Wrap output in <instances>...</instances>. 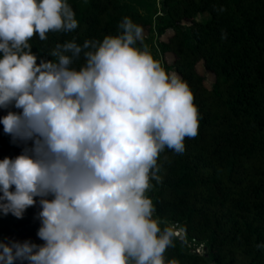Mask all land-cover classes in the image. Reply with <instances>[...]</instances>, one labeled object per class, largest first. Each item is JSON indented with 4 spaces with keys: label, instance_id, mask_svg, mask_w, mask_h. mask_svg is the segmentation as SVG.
I'll list each match as a JSON object with an SVG mask.
<instances>
[{
    "label": "clouds",
    "instance_id": "obj_1",
    "mask_svg": "<svg viewBox=\"0 0 264 264\" xmlns=\"http://www.w3.org/2000/svg\"><path fill=\"white\" fill-rule=\"evenodd\" d=\"M77 26L68 0H0V124L21 148L0 159V216L38 204L43 241L0 239V264H165L173 232L145 193L165 146L182 153L197 134L192 92L135 46L143 29L128 17L119 35L37 63L34 34Z\"/></svg>",
    "mask_w": 264,
    "mask_h": 264
},
{
    "label": "trees",
    "instance_id": "obj_2",
    "mask_svg": "<svg viewBox=\"0 0 264 264\" xmlns=\"http://www.w3.org/2000/svg\"><path fill=\"white\" fill-rule=\"evenodd\" d=\"M68 3L77 28L49 31L45 40L34 34L28 43L37 63L40 57L55 61L49 54L57 44L74 40L83 45L86 39L119 35L125 17L151 36L155 26L159 35L172 31L166 42L157 43L158 53L174 58L161 66L187 83L199 126L194 137L184 138L182 153L167 146L159 153L156 178L150 170L152 218L162 231L173 232L165 264H264V246L258 247L264 245V0H161L157 20L153 12L146 17L122 0ZM204 14L208 20H197ZM135 46L145 48L142 40ZM84 62L81 54L72 66ZM199 65L214 76L211 88ZM5 114L0 110V116ZM20 151L0 124V159ZM38 211L37 204L23 218L0 216V239L42 244L36 236ZM175 231L206 245V252L188 251Z\"/></svg>",
    "mask_w": 264,
    "mask_h": 264
},
{
    "label": "rangeland",
    "instance_id": "obj_3",
    "mask_svg": "<svg viewBox=\"0 0 264 264\" xmlns=\"http://www.w3.org/2000/svg\"><path fill=\"white\" fill-rule=\"evenodd\" d=\"M123 2L130 4L131 6H133L136 10L140 11L142 14H144L146 17L150 15V13H154L156 14V16L154 17V20H157V17L161 15L160 13V4H161V0H122ZM209 19V16L204 14V15H199L197 17V20L199 21H206ZM172 31H167L164 35H159V29L158 26H155L154 28V35H150L147 32H143V38H142V42L144 44V49H147L150 54L156 58V60L162 65L165 66L166 65H170L173 63V56L172 55H166V56H162L160 53H158L157 51V43L159 41L162 42H166L168 40V38L171 36ZM152 38L153 42L151 44H149V40ZM198 72L199 74L203 75L205 77V84L208 88H211L215 82V78L212 74L208 73L205 71L204 67L202 65L198 66ZM168 74H175L177 75L179 78L180 76L177 74V72L174 69H170L168 71ZM181 79V78H180ZM151 194L152 192L148 189L147 192L145 193V195L148 198H151ZM180 232V231H179ZM185 240V247L188 251L190 252H196V253H200L203 254V252H206V248L207 246L204 244H198L194 241L191 240Z\"/></svg>",
    "mask_w": 264,
    "mask_h": 264
},
{
    "label": "water",
    "instance_id": "obj_4",
    "mask_svg": "<svg viewBox=\"0 0 264 264\" xmlns=\"http://www.w3.org/2000/svg\"><path fill=\"white\" fill-rule=\"evenodd\" d=\"M177 228H178V225H175L173 229L174 230H177ZM175 235L177 236V238L180 240V242L182 244L185 242V240H184V233L179 232V231H175Z\"/></svg>",
    "mask_w": 264,
    "mask_h": 264
},
{
    "label": "built area",
    "instance_id": "obj_5",
    "mask_svg": "<svg viewBox=\"0 0 264 264\" xmlns=\"http://www.w3.org/2000/svg\"><path fill=\"white\" fill-rule=\"evenodd\" d=\"M200 254V253H199Z\"/></svg>",
    "mask_w": 264,
    "mask_h": 264
}]
</instances>
